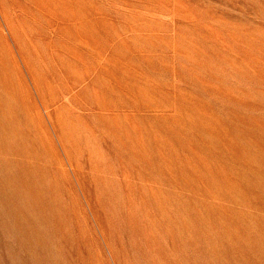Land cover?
Instances as JSON below:
<instances>
[{
  "label": "rangeland",
  "instance_id": "obj_1",
  "mask_svg": "<svg viewBox=\"0 0 264 264\" xmlns=\"http://www.w3.org/2000/svg\"><path fill=\"white\" fill-rule=\"evenodd\" d=\"M0 264H264V0H0Z\"/></svg>",
  "mask_w": 264,
  "mask_h": 264
}]
</instances>
